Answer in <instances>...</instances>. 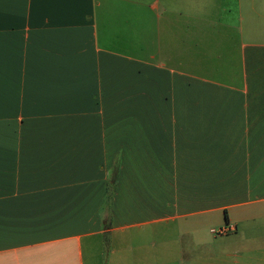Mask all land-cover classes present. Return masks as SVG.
<instances>
[{
  "label": "crops",
  "instance_id": "obj_1",
  "mask_svg": "<svg viewBox=\"0 0 264 264\" xmlns=\"http://www.w3.org/2000/svg\"><path fill=\"white\" fill-rule=\"evenodd\" d=\"M105 237L264 264V0H0V264Z\"/></svg>",
  "mask_w": 264,
  "mask_h": 264
},
{
  "label": "rangeland",
  "instance_id": "obj_2",
  "mask_svg": "<svg viewBox=\"0 0 264 264\" xmlns=\"http://www.w3.org/2000/svg\"><path fill=\"white\" fill-rule=\"evenodd\" d=\"M111 241L108 237L103 238L102 244L91 257L84 253V264H123V255L133 258L132 244L116 243L117 239L113 240L114 243ZM129 264H134V261H129Z\"/></svg>",
  "mask_w": 264,
  "mask_h": 264
},
{
  "label": "built area",
  "instance_id": "obj_3",
  "mask_svg": "<svg viewBox=\"0 0 264 264\" xmlns=\"http://www.w3.org/2000/svg\"><path fill=\"white\" fill-rule=\"evenodd\" d=\"M229 229L230 228L227 226H221L220 228L210 229V232H212L213 234H224V233L228 232Z\"/></svg>",
  "mask_w": 264,
  "mask_h": 264
}]
</instances>
